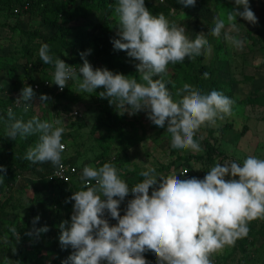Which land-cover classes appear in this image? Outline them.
<instances>
[{
	"label": "clouds",
	"instance_id": "9594fccd",
	"mask_svg": "<svg viewBox=\"0 0 264 264\" xmlns=\"http://www.w3.org/2000/svg\"><path fill=\"white\" fill-rule=\"evenodd\" d=\"M178 3L194 7L196 0ZM115 16L118 38L112 41L113 47L139 61L137 72L145 83L106 68L94 70L86 59L90 49L80 53L83 64L77 73L64 60L54 59L45 43L38 54L44 64H54V84L63 91L71 79L78 82L80 92L93 93L102 88L98 96L107 99L109 105L119 110L118 114L133 116L144 111L152 124L166 126L173 149L202 152L194 139L196 133L202 126H214L217 119L230 116L233 101L216 90L202 94L188 83L177 91V95L184 93L182 98L173 101L163 79L153 77L166 74L169 63L210 54L206 35L201 32L190 40L185 27L170 26L162 13L152 15L145 0H118ZM237 17L253 25L257 23L249 0H234L226 20L216 18L210 34L220 37L223 31L226 42L243 50L245 41L238 38ZM203 76L207 79L209 74L205 72ZM34 97L33 88L27 86L16 102L23 101L27 112ZM40 99L46 102L49 97L42 94ZM7 115L12 121L7 137L15 140L17 136H39V142L27 150L26 160L33 164L50 162L62 169L61 154L66 146L61 139L66 128L59 118L42 121L33 116L24 121L16 119L11 108ZM145 168L140 173L143 181L131 189L111 163L98 169L83 168L80 180L86 190L73 192L69 198L74 201L70 224L65 221L59 226L61 245L73 249L62 264H149L143 255L148 251L155 254L157 264H212L211 254L234 245L238 238L247 236L250 221L264 218V159L248 156L242 166L235 161L223 166L217 163L203 179L159 176L158 187L156 169L147 164ZM4 172L6 169L0 166V173ZM60 175L57 171L56 176ZM129 193L133 198L121 216L120 205ZM106 212L117 221L115 225L105 218ZM38 220L39 217L34 218L33 224ZM10 231L19 235L15 227ZM38 231L47 232L48 228Z\"/></svg>",
	"mask_w": 264,
	"mask_h": 264
},
{
	"label": "rangeland",
	"instance_id": "374dc122",
	"mask_svg": "<svg viewBox=\"0 0 264 264\" xmlns=\"http://www.w3.org/2000/svg\"><path fill=\"white\" fill-rule=\"evenodd\" d=\"M10 1L13 7L0 6V138L15 144L22 138L17 136L13 140L7 137L12 123L7 112L9 108L12 109L10 104L20 97V93L16 92L18 83L14 86H11V83L23 78L24 83L31 85L43 79V74L32 71L26 65L39 55L43 41L54 34V29L29 13H23L21 3L18 2L20 0ZM63 1L64 7L69 10L79 4V0H74L73 4L71 0ZM117 2L118 0H107L106 8L91 14L86 22V28L91 33H97L99 25L107 22L111 32L109 43L112 46V41L118 38V21L115 16ZM249 3L257 17V23L253 25L237 17L238 38L243 39L245 43L243 50H236L225 41L223 31L220 37L210 34L216 18L226 20L227 13L234 6V0H196L194 7L180 9L170 6L167 0H145V6L152 15L158 16L162 13L170 26L175 24L185 27V35L190 40H194L197 34L203 32L211 45L210 54L204 53L192 59L186 57L182 63H169L166 74L160 76L173 101L182 98L184 93L177 95V91L185 83L196 88L194 77L199 75L198 70L202 66L207 68L206 72L209 74L207 79L201 76L204 94H208L214 80L218 83V91L233 101L230 116H225L222 120L217 119L214 126H202L196 133L194 139L198 140L203 149L200 153L173 149L171 134L166 131V126L159 128L152 124L144 111L133 116L127 113L118 114L119 110L109 105L107 99L98 96V93L103 91L102 88L93 93L80 92L76 81L68 84L63 94H56L53 89L47 95L49 100L46 102L41 101V93L35 94L24 117L15 118L27 121L36 116L42 121L57 118L62 121L66 130L61 142L66 147L61 154V161L75 165L79 172L76 176L78 180L66 197L72 206L74 201L69 198L73 192L86 190L80 180L85 166L98 169L104 163H111L116 168L118 177L127 185H132L137 182L140 173L146 170L147 164L156 169L158 186L159 176L177 175L179 179H203L217 163L223 166L225 162L235 161L242 166L248 156L264 159V0H249ZM36 29L38 38L31 41L29 38ZM232 34L237 35L235 32ZM26 43L29 46L25 49ZM49 49L54 59L59 57L65 61L75 58L74 50L68 41L52 43ZM86 59L94 70L97 69V63H93L89 55ZM77 60H82L80 55ZM138 63L139 61L134 60L127 65L126 77L135 78L138 83H145L137 72ZM46 71L47 75L52 74L51 69ZM104 106L121 118L126 133L140 141L137 146L121 152V146L117 147L116 144L108 152L101 149L100 139L105 131L92 132L91 128L101 117V108ZM71 112H78L79 119L71 121ZM101 118L104 119L105 114H102ZM125 122L128 124L125 125ZM207 146L212 147L215 153H209ZM1 156L5 158L6 154L5 149L0 146ZM186 160L187 164L184 163ZM54 167L50 162L37 163L34 170L18 174L14 185L0 196V264L60 262L56 252L58 240L55 239L53 231L60 228L64 218H60L53 227L47 226V232L38 231L39 221L42 224L43 219L53 212V201L59 198L55 182L50 177ZM184 169L187 174L181 175ZM229 178L231 177H225ZM128 201L125 198L121 204L125 205ZM36 217H39V220L33 224ZM263 222L264 218L256 222L253 237L249 239L243 251L236 240L234 245L225 246L222 251L211 254L212 264H264V239L257 231ZM12 227L16 228L19 235L10 231ZM154 264H157V261Z\"/></svg>",
	"mask_w": 264,
	"mask_h": 264
},
{
	"label": "trees",
	"instance_id": "16d2710c",
	"mask_svg": "<svg viewBox=\"0 0 264 264\" xmlns=\"http://www.w3.org/2000/svg\"><path fill=\"white\" fill-rule=\"evenodd\" d=\"M74 0H71V4H73ZM169 5L180 9L183 8L182 5L178 3V0H167ZM21 4V9L23 13H29L31 16L38 18L42 23L54 29V34L49 38L43 41V44H48L49 46L52 43H65L68 41L71 47L74 50V57L72 59H66L65 62L71 64H83V60L78 61L77 56L82 52H87L89 49L91 50L90 58L93 60V63H97V68H106L113 72L114 74H123L127 75V65L134 61L133 58L128 57L127 53L120 50H115L114 47L109 43L110 38V25L107 22H103L99 25L97 33H91L87 27V20L93 13H98L106 8L107 0H79V4L75 6L73 10H69L65 8L63 0H27V1H18ZM0 6L11 8L13 7V3L10 0H0ZM1 27V25H0ZM31 36L30 40L38 38V30H35ZM1 39V38H0ZM28 40V39H27ZM26 45V46H25ZM25 49L29 46L27 43L25 44ZM50 55L53 56L50 50ZM54 58V57H53ZM61 59V58H60ZM26 67L30 68L32 71L40 72L44 75L43 79L36 83H42L44 80L52 79V74L47 75V69H51L52 73L54 71V64H44L39 55L35 58L34 61L29 62ZM207 71L205 66H202L198 73L199 75L194 77L196 89H198L202 94H204L202 88V75ZM153 79H160V76H154ZM23 78L21 80L16 79L11 83V86H14L18 83V89L16 92L21 94V90L24 87L31 86L28 83L23 82ZM32 84V83H31ZM167 87V86H166ZM168 89V88H167ZM219 86L216 81H212L208 93L213 90L218 91ZM52 90L40 89L38 92L44 95L50 94ZM66 91V90H65ZM37 92H35L36 94ZM19 98V97H18ZM17 98V99H18ZM16 99V100H17ZM17 104V106H15ZM108 104V102H107ZM12 111L15 114V117L23 118L26 112L24 111V102L20 103L12 102ZM102 114H105V118L102 119ZM101 117L97 120L96 124L91 128L92 132H96L99 130H104L105 134L100 139V146L104 152H108L111 147L116 144L117 147L121 146L120 152L122 150L128 149L133 146H137L139 144V140H135L133 136L123 130L122 120L120 117L115 116V114L104 106L101 108ZM127 125L128 123H124ZM39 142V136L31 135L26 138H22L18 143L5 141L0 138V146L5 149L6 157H0V166H3L6 169V172L0 173V196L5 192L6 189L14 185L17 180L18 174L23 171L34 170L36 164H33L31 161L26 160L24 157L26 155L27 150L30 147H34L36 143ZM209 153H215V150L207 146ZM103 157V156H101ZM66 162V161H63ZM69 163V162H67ZM184 163H188L186 160ZM75 166V165H74ZM76 167V166H75ZM176 168V167H175ZM77 169V167H76ZM169 168H167L168 170ZM166 170V171H167ZM168 172H166L167 174ZM76 175H79L77 170ZM143 177L140 176L135 184L128 185L131 189L136 184L143 181ZM77 177L69 184H65L59 181L55 182V189L58 191L59 198L53 201L54 209L46 219H43L38 223V228H43L45 226L53 227L58 223L60 218H64V222L67 221L70 224L71 215L73 211V206L66 199L68 193L72 190V185L77 181ZM82 187L85 186L82 184ZM158 187V186H157ZM152 191V190H151ZM149 191V194H151ZM133 198V195L129 193L126 199L130 200ZM127 204L120 205V214L123 216L125 214ZM260 218L254 219L248 223V234L243 238H238L239 247L243 251L244 247L248 244L250 238L253 237V231L255 228L256 222ZM110 225H115L117 223L116 220L111 217L108 219ZM68 225H66L67 227ZM262 238L264 239V222L260 225L257 230ZM55 234V239L58 240L56 245V252L59 255L60 262H54L51 264H61L63 261L67 260V258L71 255L73 249L71 247H63L59 241V236L61 234V229L57 228L53 231ZM145 259L149 262V264H154L157 261V258L154 253L151 251L145 252Z\"/></svg>",
	"mask_w": 264,
	"mask_h": 264
},
{
	"label": "built area",
	"instance_id": "2783aa9c",
	"mask_svg": "<svg viewBox=\"0 0 264 264\" xmlns=\"http://www.w3.org/2000/svg\"><path fill=\"white\" fill-rule=\"evenodd\" d=\"M65 63L68 64L69 66H73L76 69L77 73L79 72L80 66H82V64H71V63H67V62H65ZM54 72H55V68H54V71L52 73V79L44 80L42 83H32L31 87L33 88L34 92H38L40 89L52 90V91L54 89V92L56 94H63L65 92L68 84H73L76 82L75 80L70 79L67 82V85L64 88V90L61 91L59 89V87L54 84ZM15 106H17V104ZM69 117H70L71 121H75V120L79 119L80 114L78 112H71L69 114ZM61 163L63 165L62 169H57L56 167H54V169L51 171L50 177L54 181H59V182L65 183V184H69L76 178L77 169L74 165H72L70 163L63 162V161H61ZM57 171H60V173H61L60 176H56ZM186 171H187L186 169L182 170L181 175H186L187 174V173H185ZM83 185H84V183H83ZM105 218L107 220L110 218V216L107 214V212L105 213Z\"/></svg>",
	"mask_w": 264,
	"mask_h": 264
}]
</instances>
